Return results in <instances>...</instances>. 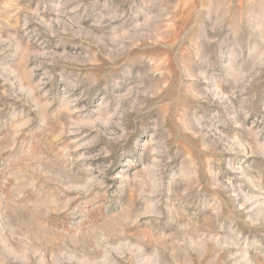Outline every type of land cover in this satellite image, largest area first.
Returning a JSON list of instances; mask_svg holds the SVG:
<instances>
[{
    "label": "rangeland",
    "instance_id": "obj_1",
    "mask_svg": "<svg viewBox=\"0 0 264 264\" xmlns=\"http://www.w3.org/2000/svg\"><path fill=\"white\" fill-rule=\"evenodd\" d=\"M0 264H264V0H0Z\"/></svg>",
    "mask_w": 264,
    "mask_h": 264
}]
</instances>
